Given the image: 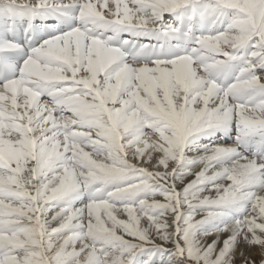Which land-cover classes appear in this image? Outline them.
Wrapping results in <instances>:
<instances>
[{
	"label": "snow or ice",
	"instance_id": "6c2138e0",
	"mask_svg": "<svg viewBox=\"0 0 264 264\" xmlns=\"http://www.w3.org/2000/svg\"><path fill=\"white\" fill-rule=\"evenodd\" d=\"M0 264H264V0H0Z\"/></svg>",
	"mask_w": 264,
	"mask_h": 264
},
{
	"label": "bare ground",
	"instance_id": "6f19581e",
	"mask_svg": "<svg viewBox=\"0 0 264 264\" xmlns=\"http://www.w3.org/2000/svg\"><path fill=\"white\" fill-rule=\"evenodd\" d=\"M51 22V21H50ZM229 142V141H228ZM232 142V141H231ZM231 144V143H230ZM196 170H198V169H196ZM195 171V170H194ZM194 177H192V176H190V177H187V180H191V179H193ZM225 183H227L226 181H225ZM213 195H214V193H213ZM200 216V214H197V216H196V218L198 219V218H200L199 217ZM210 242V241H209ZM252 258H259L260 259V256H259V254H258V250H254L253 251V253H252Z\"/></svg>",
	"mask_w": 264,
	"mask_h": 264
},
{
	"label": "rangeland",
	"instance_id": "374dc122",
	"mask_svg": "<svg viewBox=\"0 0 264 264\" xmlns=\"http://www.w3.org/2000/svg\"><path fill=\"white\" fill-rule=\"evenodd\" d=\"M111 6V5H110ZM227 143H231V141L229 140V142L227 141ZM200 217V216H199ZM122 218H124V217H122ZM197 219V218H196ZM199 219V218H198ZM254 260H257V261H259V258H253Z\"/></svg>",
	"mask_w": 264,
	"mask_h": 264
}]
</instances>
